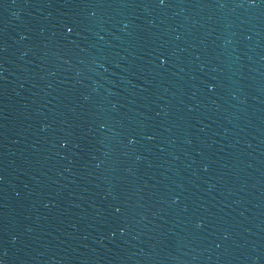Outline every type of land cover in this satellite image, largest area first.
Returning <instances> with one entry per match:
<instances>
[{
    "label": "water",
    "instance_id": "obj_1",
    "mask_svg": "<svg viewBox=\"0 0 264 264\" xmlns=\"http://www.w3.org/2000/svg\"><path fill=\"white\" fill-rule=\"evenodd\" d=\"M0 264H264V0H0Z\"/></svg>",
    "mask_w": 264,
    "mask_h": 264
},
{
    "label": "snow or ice",
    "instance_id": "obj_2",
    "mask_svg": "<svg viewBox=\"0 0 264 264\" xmlns=\"http://www.w3.org/2000/svg\"><path fill=\"white\" fill-rule=\"evenodd\" d=\"M159 3H160L161 5H163V4L165 3V0H159ZM67 31H68V32H72V28H71V27H68V28H67ZM117 211H119V209H117Z\"/></svg>",
    "mask_w": 264,
    "mask_h": 264
}]
</instances>
